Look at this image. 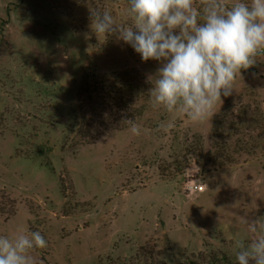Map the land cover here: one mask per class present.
Segmentation results:
<instances>
[{"label": "rangeland", "instance_id": "obj_1", "mask_svg": "<svg viewBox=\"0 0 264 264\" xmlns=\"http://www.w3.org/2000/svg\"><path fill=\"white\" fill-rule=\"evenodd\" d=\"M97 11L133 23L127 0H0V236L39 231L34 264H238L264 218V59L193 123Z\"/></svg>", "mask_w": 264, "mask_h": 264}, {"label": "clouds", "instance_id": "obj_2", "mask_svg": "<svg viewBox=\"0 0 264 264\" xmlns=\"http://www.w3.org/2000/svg\"><path fill=\"white\" fill-rule=\"evenodd\" d=\"M133 21L116 26L108 12L92 13L96 34L129 45L143 62L156 61L153 106L210 121L222 97L235 91L242 71L264 59V0H127ZM255 75V74H254ZM139 135L132 119L125 120ZM164 125L162 124L161 127ZM167 127H172L171 124ZM251 239L237 241L238 264H264V218L245 220ZM47 247L39 231L0 236V264H34L31 252Z\"/></svg>", "mask_w": 264, "mask_h": 264}, {"label": "built area", "instance_id": "obj_3", "mask_svg": "<svg viewBox=\"0 0 264 264\" xmlns=\"http://www.w3.org/2000/svg\"><path fill=\"white\" fill-rule=\"evenodd\" d=\"M194 190H197V191H201L202 190V187L201 186H199V187H194Z\"/></svg>", "mask_w": 264, "mask_h": 264}]
</instances>
